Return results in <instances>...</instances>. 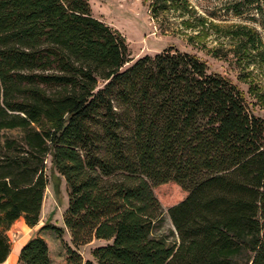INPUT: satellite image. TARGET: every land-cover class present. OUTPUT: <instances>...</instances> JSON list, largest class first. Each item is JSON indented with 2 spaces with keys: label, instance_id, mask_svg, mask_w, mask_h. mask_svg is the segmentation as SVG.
<instances>
[{
  "label": "trees",
  "instance_id": "trees-1",
  "mask_svg": "<svg viewBox=\"0 0 264 264\" xmlns=\"http://www.w3.org/2000/svg\"><path fill=\"white\" fill-rule=\"evenodd\" d=\"M150 1L195 26L186 0ZM227 32L264 62L255 29ZM130 61L88 0H0V264L12 224H38L48 160L67 187L66 264H93L77 249L93 240L96 264H264V117L195 53ZM169 181L187 195L167 209V242L152 187ZM15 264H51L46 241L30 237Z\"/></svg>",
  "mask_w": 264,
  "mask_h": 264
},
{
  "label": "rangeland",
  "instance_id": "rangeland-1",
  "mask_svg": "<svg viewBox=\"0 0 264 264\" xmlns=\"http://www.w3.org/2000/svg\"><path fill=\"white\" fill-rule=\"evenodd\" d=\"M88 3L94 17L123 36L132 61L143 55L153 56L164 49L195 53L206 62L208 72L230 77L243 91L250 112L264 117V62H257L245 51L237 55V39L227 32L240 24L252 27L264 47V0H186L193 11L190 18L195 25L193 27L184 24L189 17L186 12L182 13L181 9H160V2L156 4L154 12L149 6L150 0H88ZM200 18L206 19L203 26L198 25ZM45 173L48 184L38 224L29 227L19 218L8 230L11 241L8 264L17 262L18 250L14 252V249L35 235L46 241L51 264H66V244L70 239L63 224L68 201L67 187L49 160ZM55 182L58 185L56 191L53 186ZM152 190L163 209L162 221L154 233L170 242L175 237L171 232L174 228L167 209L182 201L187 192L173 181L155 185ZM44 224L60 227L63 231L58 234L51 229H41ZM104 243L93 240L77 249L83 260L96 264L90 252L96 245Z\"/></svg>",
  "mask_w": 264,
  "mask_h": 264
},
{
  "label": "crops",
  "instance_id": "crops-1",
  "mask_svg": "<svg viewBox=\"0 0 264 264\" xmlns=\"http://www.w3.org/2000/svg\"><path fill=\"white\" fill-rule=\"evenodd\" d=\"M31 229V228H30ZM26 242V241H25ZM24 242V243H25ZM24 243H22L21 244V246L24 244ZM20 246V247H21ZM20 247L18 248V247H16L15 249H14V252H16L17 250V253L19 252V249H20ZM15 254V253H14ZM10 259H11V252H10V254L8 255V257L6 258V260L3 262V263H1V264H8L9 262H10ZM10 264H15L14 262L13 263H10Z\"/></svg>",
  "mask_w": 264,
  "mask_h": 264
}]
</instances>
